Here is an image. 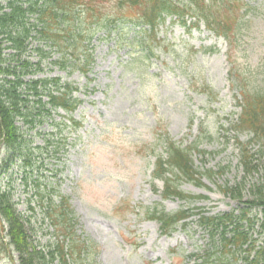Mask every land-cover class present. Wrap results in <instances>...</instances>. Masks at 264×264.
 I'll return each mask as SVG.
<instances>
[{
    "label": "rangeland",
    "instance_id": "1",
    "mask_svg": "<svg viewBox=\"0 0 264 264\" xmlns=\"http://www.w3.org/2000/svg\"><path fill=\"white\" fill-rule=\"evenodd\" d=\"M239 1L250 9L243 10L244 29L232 48L203 23L195 27L191 18L184 25L168 17L156 36L147 35L142 43L131 40V30L125 35L99 30L90 43L81 42L79 62H68L65 68L52 64L61 57L53 50L42 61V70L27 75L60 77L78 88L73 97L79 100L74 112L59 108L51 115L42 113V121L33 126L18 120L23 133L18 149L0 151V186L12 184L34 245L55 241L57 230L46 213L47 203L65 196L73 211L72 229L90 246L76 264H195L209 245L207 231L197 222L199 213L217 215L238 206L223 187L238 186L242 201L253 199L251 187L264 179V157L258 154L263 144L248 146L258 169L245 175L238 142L248 144L252 134L234 125L242 92L264 93V0ZM116 3L100 5L109 14ZM122 13L132 19L138 9L125 6ZM77 16L75 34L81 30L86 36L90 21L80 12ZM30 41L21 60L37 62V45L46 51L50 47ZM148 43L156 51L144 60L140 49ZM83 45L91 54L86 72L79 69L85 60ZM13 52L4 49L6 56ZM132 56L136 61L127 66ZM70 117L79 124L73 125ZM167 137L183 147L197 143L194 167L204 177L200 184L185 178L179 184L186 194L200 198H163V181L154 178L153 171ZM207 170L214 176L206 175ZM152 208L169 213L187 209L191 216L163 234L159 223L147 217ZM254 214L260 217L258 211ZM253 235L264 242L257 226ZM0 251V264H18L16 253L11 257L1 246Z\"/></svg>",
    "mask_w": 264,
    "mask_h": 264
},
{
    "label": "trees",
    "instance_id": "2",
    "mask_svg": "<svg viewBox=\"0 0 264 264\" xmlns=\"http://www.w3.org/2000/svg\"><path fill=\"white\" fill-rule=\"evenodd\" d=\"M3 1L6 3L2 4L0 0V151L5 149L7 152L18 149L22 139L23 133L18 120L23 125L33 126L42 121V113L51 115L58 108L72 113L79 103L73 97L78 88L70 82L61 81L60 77L26 78L27 75L42 70V61L50 57L53 50L59 52L61 57L50 63L65 68L68 62L72 64L73 60L80 61L77 50L81 42L90 43L92 35L99 30L105 28L108 33L118 30L120 35L128 34L131 30L134 33L131 40L142 43L147 35L156 36L160 25L168 17L175 18L184 25L191 18L194 20L191 24L195 27L203 23L209 31L226 39L232 48L244 29L243 10L246 12L250 9V5L239 0H117L115 9L111 11L113 13L105 14L100 4L107 0ZM125 6L137 7L138 16L131 19L122 15ZM77 12L90 21L86 36L80 33L81 30L75 34L74 25L80 19ZM30 39L44 41L50 47L46 51L44 47L37 45L35 50L40 56L37 62L26 58L21 60L31 44ZM4 43H7L6 46ZM5 48L14 52L6 56ZM82 48L85 60L79 65V69L86 72L87 66L91 64V54L87 45ZM140 51L143 59L147 60L155 54L156 47L148 43ZM144 51L145 55L142 53ZM15 57L19 59L18 64L12 63ZM135 61L133 56L130 57L127 66ZM144 71L142 68V72ZM239 104L241 112L234 128L239 132L252 134L248 144L238 142L240 163L245 175H249L258 169V164L254 163L255 154L251 153L248 146L254 141L262 142L263 146L258 154L264 157V93L250 94L243 91ZM70 120L73 121V118L70 117ZM61 122L57 121L55 124L60 125ZM76 124L79 123L73 121V125ZM48 134L52 135L51 132ZM47 143H50L49 140ZM164 146V153L156 155L153 171L154 178L163 181V198L187 201L200 198L186 194L179 184L183 178L197 180L200 184L204 177L194 167L192 152L199 151L197 143L183 147L167 137ZM205 174L214 176L211 170H207ZM222 190L240 203L233 210L217 215L199 213L197 222L207 231L209 245L196 256L195 259L200 261L195 264H264V242L258 243L253 235L256 226L260 234L264 235V179L251 187V200L242 201L239 198L241 195L238 186L223 187ZM37 192L42 194L41 199L44 200V192L40 189ZM48 200L46 213L52 219L57 235L55 241L38 248L18 211L12 184L5 188L0 186V222L3 224L0 229L4 232V236L0 237V246L2 249L6 248L11 257L16 253L18 264H76L78 258L90 248L89 243L76 237L72 229L70 216L73 211L68 199L61 196L58 202L51 198ZM255 211L260 213V217L254 214ZM146 214L149 219L159 223L163 234L172 233L191 216L187 209L169 213L152 208Z\"/></svg>",
    "mask_w": 264,
    "mask_h": 264
}]
</instances>
